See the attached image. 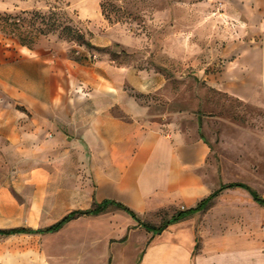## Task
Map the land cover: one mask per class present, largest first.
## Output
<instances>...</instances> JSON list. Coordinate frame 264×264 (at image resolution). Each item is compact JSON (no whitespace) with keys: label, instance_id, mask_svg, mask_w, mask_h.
<instances>
[{"label":"crops","instance_id":"1","mask_svg":"<svg viewBox=\"0 0 264 264\" xmlns=\"http://www.w3.org/2000/svg\"><path fill=\"white\" fill-rule=\"evenodd\" d=\"M220 1L218 19L225 24L216 29L209 23V0H169L148 36L109 24L101 31L99 0H79L77 17L92 35L90 49L77 48V60L63 50L19 44L0 56V229H43L104 200L127 206L142 221L140 216L194 207L228 183L204 179L210 147L199 118L195 135L183 125L191 109L172 103L177 81L187 78L178 65L200 63L202 71L220 62L226 66L218 88L250 100V111L264 112L253 99L264 93V0ZM167 16L169 24L162 23ZM113 44L143 51L142 64H116L108 50ZM225 192H244L251 210L264 211L240 187L223 190L205 210ZM113 208L140 226L109 205L55 232L0 235V258L10 256L9 264H110V255L128 257L136 236L131 231L138 228L112 241ZM248 215L245 221L254 224L249 232L202 234L197 248L195 237L182 243L165 237L167 228L159 234L145 230L149 242L137 264H264V226H257L264 219Z\"/></svg>","mask_w":264,"mask_h":264},{"label":"rangeland","instance_id":"2","mask_svg":"<svg viewBox=\"0 0 264 264\" xmlns=\"http://www.w3.org/2000/svg\"><path fill=\"white\" fill-rule=\"evenodd\" d=\"M78 1L0 0V15L12 16L21 25L18 29L5 28L0 21V56L13 50V45L24 42L31 48L63 50L68 58L77 60V48L84 46L90 49L89 38L92 35L85 26V21L77 17ZM168 4L169 0H99L103 20L98 28L105 31L103 26L109 24L134 34L143 31L149 36L154 31L155 15ZM222 5L223 1L209 0L211 29L225 24L218 19V14L223 12ZM168 17L164 18L165 22L162 23L169 24ZM227 18L228 21L232 20L230 17ZM179 20L181 23L178 25L182 24L185 28V16L179 15ZM21 38L24 41H21ZM213 41H216L215 35L210 36L208 49H212L210 45ZM87 43L89 46L84 45ZM108 50L116 64L133 62L141 65L143 62L140 56L143 51L130 52L115 44L112 45L111 50ZM225 66V63L213 62L200 71V63L187 68L178 65L177 71L184 72L187 78L177 81V94L172 98V103L176 102L179 106L185 104L191 109L192 118H188L183 125L195 135L198 126L196 117L199 118L200 134L210 147L203 171L205 180L211 183L217 180L222 182L238 180L245 182L259 194H264V112L250 111V108H245L252 103L250 100H244L228 90L218 88L217 76ZM253 99L264 106V93ZM255 116H259L262 120L258 119L256 122L253 120ZM247 201L248 196L244 192H225L215 200L212 208L167 227L165 237L177 239L182 243H191L195 237L197 241L195 248H197L201 243L202 234L212 231L249 232L254 224L246 222L244 215L249 214L264 219V211L251 210ZM174 211L175 209L151 213L140 216V219L158 225ZM111 212L114 229L112 241L116 242L130 228L138 229L131 231L133 236L136 235L132 241L133 253L128 257L110 255V264H137L140 250L149 242L147 241L149 233L141 226H134L132 221L126 220L118 209L113 208ZM187 230L189 235L186 234ZM54 254L58 255V252ZM17 259L29 263L32 258ZM9 262L8 255L0 258V264H9Z\"/></svg>","mask_w":264,"mask_h":264},{"label":"trees","instance_id":"3","mask_svg":"<svg viewBox=\"0 0 264 264\" xmlns=\"http://www.w3.org/2000/svg\"><path fill=\"white\" fill-rule=\"evenodd\" d=\"M17 19L13 18L9 15H0V21L3 24V27L5 28H11V29H18L20 28V24L17 23ZM20 38V37H19ZM24 41L23 38H21V41ZM21 46H25L28 48H31L27 46L24 42L18 43ZM84 45H88L84 44ZM89 46V45H88ZM234 187H240L249 192V194L252 196L253 200L257 202L259 205L264 206V197H261L256 191L251 189L249 186L242 182H228V183H221L219 187L215 190H213L210 194H208L205 198L201 199L194 207L187 208V209H179L175 211L170 217L162 219L161 222L158 225H152L146 222H142L139 220L137 215L129 209L127 206L113 201V200H104L101 203H98L93 208L85 210V211H72L65 216H63L59 221L52 224L49 227L43 228V229H37V230H25L22 228H13V229H0V235H10L20 232H28V233H45V232H55L59 228H61L66 222L73 219L74 217L82 214H98L101 211L105 210L106 207L109 205H113L124 212H126L133 220H135L144 230L147 232H150L152 234H159L163 230H165L169 225L179 222L195 213L204 211L208 206L209 203L212 201L213 198L218 196L223 190L227 188H234Z\"/></svg>","mask_w":264,"mask_h":264}]
</instances>
